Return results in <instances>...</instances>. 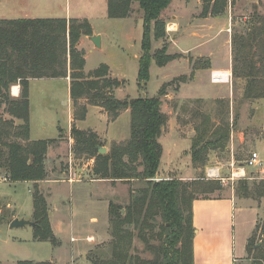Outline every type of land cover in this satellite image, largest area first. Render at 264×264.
Wrapping results in <instances>:
<instances>
[{"label": "rangeland", "instance_id": "374dc122", "mask_svg": "<svg viewBox=\"0 0 264 264\" xmlns=\"http://www.w3.org/2000/svg\"><path fill=\"white\" fill-rule=\"evenodd\" d=\"M106 1L0 0V20H86L103 34L104 45L97 49L88 42V37L93 35L89 24L91 35L82 36L78 41L81 49L78 51L84 62L83 55L87 58L85 73L93 72V69L101 65L107 66V77L123 80L124 83L119 89L112 90V95L118 100L152 98L163 88L165 95L160 97L161 111L167 116V123L160 136L162 138L159 139L164 155L155 181L169 177L186 183L198 178L207 179L206 169L213 167L221 168V176L227 178L230 177L231 161L235 167L242 166L252 153H257L262 167L246 168L242 179L226 181L224 185L221 184L222 191L215 192L213 196L232 197L236 209L238 206L257 209L256 224L245 244V252L243 256L236 257L232 264H264V94L260 98H245L248 80L242 73L244 57L252 59V73L259 77L255 78L254 86H264V0H226V7L220 15L206 17L201 16L203 0H172L168 10L160 15V19L166 24V36L162 40L152 42V52L165 46L167 53H170L168 48L172 41L180 44V49L194 48L198 44L199 47L193 52L174 55L176 58L166 64L163 70L152 62L149 81L142 89L137 82L142 12L137 3H133L127 18L110 19L106 14ZM173 22L180 27L172 26ZM173 47L172 51L177 50ZM89 50L91 53H88ZM246 51L247 55H244ZM207 61L220 64L223 66L222 70H228L229 77L225 84L213 88L208 82L194 78L199 70L197 67L204 66ZM84 77L89 79L90 74ZM164 77L167 78L165 82L161 80ZM181 78H185L184 82ZM200 80V85H194ZM31 87V137L38 140L55 136L60 127L66 128L65 102L68 94L65 84L62 81L46 80L32 82ZM179 88L225 89L226 96L219 98L222 97V92L219 91L217 95L207 94L203 95V99H196L182 92L180 97L185 99L175 100L173 97L177 96ZM80 102L84 103V100ZM101 113L105 112L102 110ZM119 115L115 121L108 119L107 122L112 124L107 125L95 120L99 115L92 114L86 124L81 125L82 131L92 132L90 127H94L103 132L108 127L103 138H98L107 153L112 145L123 143L129 138L130 113L126 110ZM174 115L176 119L171 121L170 118ZM202 115L209 116L214 125H226L229 129V139L222 151H212L208 154L204 167L197 168L192 165L190 168L186 166L187 158L181 155V150L188 149L191 145L192 136L195 135L194 126ZM0 118H9L4 105H0ZM42 127H46V133L41 130ZM173 127H177L180 133L179 156L176 152L178 147L169 136ZM58 158L57 165H54L55 170L48 168L47 179L78 183L62 185L59 187L60 192L57 186L52 187V190L40 189L47 203L50 227V221L53 219L64 223L63 231L54 235L59 242L57 247L63 248L59 259L61 261L55 264H103L110 255L109 203L125 207L129 202L130 192L139 188L141 182H110L97 179L92 172L94 160L75 158L73 144L72 148L60 153ZM89 160H92L93 164H89ZM50 166L52 164L48 165ZM240 182L246 183L248 198L235 196V188ZM32 191L31 184L20 182L14 186L11 182L0 180V264L44 261L55 248L49 242L33 238L35 227L9 228L13 215L35 222ZM51 191L55 197L59 192L61 201L55 200ZM201 209L200 214L197 213V225L204 231L213 232L199 233V240L196 238L193 245V261L195 264L201 263L205 253L211 261L217 259V256H224V262L230 263L231 253L237 254L232 248L238 249L248 237L246 231L250 216L247 217L246 214L241 223L238 211L221 213L210 206H202ZM143 248L141 240L135 237L128 254L149 259L151 255L144 252Z\"/></svg>", "mask_w": 264, "mask_h": 264}, {"label": "trees", "instance_id": "16d2710c", "mask_svg": "<svg viewBox=\"0 0 264 264\" xmlns=\"http://www.w3.org/2000/svg\"><path fill=\"white\" fill-rule=\"evenodd\" d=\"M171 1H106V14L110 19L127 18L133 3H137L142 12L137 71L141 89L149 81L152 62L160 68L176 58L167 53L165 46L152 52V42L166 36V24L160 15ZM203 1L202 17L218 16L226 7V0ZM90 35L91 28L86 20H0V105H4L9 116L8 119L0 118V174L7 182L34 183L32 199L36 226L33 238L57 247L59 242L48 221L47 203L37 186V182L47 178L45 160L52 141L29 140L28 86L31 79L65 78L70 69L73 120H85L87 105L101 108L110 121H115L122 111L130 113L129 138L112 145L104 155L98 154L101 144L95 133L75 126L70 132L75 158L93 159L92 172L97 179L141 182L139 188L130 192L125 207L109 203L110 255L103 264H194L192 203L195 200L221 199V196L213 194L221 192L222 185L219 181L204 178L190 183L174 177L154 180L159 175L162 155L159 138L167 123V116L161 111L160 97L165 95L163 88L152 98L118 100L112 95V90L124 83L108 78L105 65L98 67L86 79L82 73L85 62L77 44L82 36ZM252 62V59L244 57L242 73L248 80L244 92L247 99L260 98L264 94V86H254L255 78L259 77L252 73ZM209 64L207 61L204 66ZM181 79L184 82L185 78ZM12 85H19L17 98L10 95ZM15 120L22 123L16 125ZM194 132L190 147L191 164L197 168L204 167L210 152L225 148L229 129L226 125H214L209 116L202 115L194 126ZM234 194L248 198L246 183H238ZM135 237L143 243L144 252L151 255L149 259L128 254ZM18 264L51 263L19 261Z\"/></svg>", "mask_w": 264, "mask_h": 264}, {"label": "crops", "instance_id": "0c3cea01", "mask_svg": "<svg viewBox=\"0 0 264 264\" xmlns=\"http://www.w3.org/2000/svg\"><path fill=\"white\" fill-rule=\"evenodd\" d=\"M168 10V8H166L164 11ZM172 18H175V17H172ZM79 20V19H78ZM90 24V23H89ZM91 25V24H90ZM172 26H179V24H176L175 22H173ZM180 27V26H179ZM91 28H92V32H93V35H98L100 36V44H101V47L99 49H101L104 45V41H103V34L100 33L99 31L95 30L94 27L91 25ZM178 28V27H177ZM169 35V33L167 34ZM87 40V39H86ZM82 41V39H81ZM88 42L90 44L91 41L88 40ZM93 46V45H92ZM170 48V55H176V54H186L188 52H193V51H196L199 47V44L196 45L194 48H184V49H180V44L177 45V42L175 41H172V45H169ZM175 46L177 48V50H171V49H174ZM94 47V46H93ZM95 48V47H94ZM77 50H81L80 49V42L78 44V47H77ZM172 51V52H171ZM175 51V52H174ZM88 53H91V51L89 50ZM83 58L85 59V65H84V68H83V73L85 76L89 75L90 73L92 72H88V73H85V68H86V55H83ZM170 63V62H169ZM210 63V61H209ZM166 66V65H165ZM164 67H158L160 70H163ZM100 67V66H99ZM107 67V66H106ZM222 67L223 66H220V64H213L212 62L209 64V66H204V68H200L199 70L196 71L195 73V76L194 78L195 79H201L202 81L204 80V83L205 82H208L213 88H215L217 85H220V84H213L211 83L210 81V74L211 72L213 71H221V72H225L226 74H229L228 73V70H222ZM151 68V66H150ZM108 69V67H107ZM96 69H93L92 71H94ZM70 69L68 70L67 72V77L65 78H53V79H47V78H43V79H31L29 80V86H28V103H29V107H28V111H29V116H30V94H31V84L32 82H35V81H46V80H51V81H62L64 82L65 84V89L67 90V94H68V98L65 102V108H66V121H65V127L66 128H63V127H60L59 128V131H58V134H56L55 136H51L49 138H44V139H38V140H34L32 139L31 137V123H30V118H29V131H30V134H29V140L31 141H39V140H46V141H52L51 144H49L48 146V149H47V153H46V160H45V166H46V172H48V168L49 170H55V166L54 165H57L58 161H59V155L60 153H63V151H65L66 149H70L72 148V144H73V140L70 136V132H71V128L73 126H75L77 129H80V130H83L81 128V125L83 124H86V122L89 120L90 116L92 114H96V115H99L98 117H96V121L99 120V122H105L107 125H111L112 122L108 123V116L106 113H101L102 112V109L99 108V107H95V106H89L87 105V114H86V118L85 120L83 121H75L73 120V106H72V100H71V97H70V93H69V90H70V86H71V79H70ZM150 72V70H149ZM109 76L111 77V75L109 74ZM117 80V79H116ZM163 82H165L167 80L166 77L162 78L161 79ZM201 80L199 82H197L196 84L194 83V85H200L202 82ZM118 81H123V80H118ZM225 84V83H224ZM19 85H12L10 87V95L11 97L13 98H17L19 96ZM119 89V88H117ZM219 91L222 92V97L218 96L219 98H225L226 95H224V91L225 89H182V88H179L178 91H177V96L173 97L175 100H183L185 98H182L180 97V95L182 94H187L189 95V97H192V98H196V99H203V95H207L209 94L210 96H214V95H217L219 93ZM187 98V97H186ZM191 99V98H189ZM120 116V115H119ZM118 116V117H119ZM176 116L174 115V117H171L170 120H175ZM101 118V119H100ZM22 122L20 120H15V124L16 125H20ZM107 129L108 127H106L105 131L103 132H100L99 130H97V128H94V127H90V130L95 133L97 135L98 138H103V135L104 133L107 132ZM44 133H46V127H42L41 129ZM180 133H179V130L177 127H173V132L171 134H169L170 138H173L174 142H175V145L178 147V149L176 150L177 152V156L180 155V143L179 140H180V137H179ZM162 137H160L159 139L161 140ZM193 138V136H192ZM190 147L191 145L189 146V148H183L181 151L183 154V156H185L187 158L186 160V166H189L191 168L192 164H191V160H190ZM175 152V153H176ZM164 155V150H163V146H162V155H161V158L163 157ZM173 155V154H172ZM180 159V158H179ZM90 163L89 164H93V161L92 160H89ZM52 162V163H51ZM161 163V161H160ZM52 164V166L48 167V165ZM175 168V167H174ZM193 168V167H192ZM163 175V174H162ZM47 178H48V174H47ZM46 178V180L44 181H40V182H37V186L40 189H43V190H46V189H49L52 190L51 188L52 187H55L57 186L59 189V192L61 190V188H59L60 186L62 185H65V184H74V183H78L77 181H74V182H69V181H54V180H48ZM94 181V180H93ZM3 182H6V183H10V182H7V181H3ZM91 182V181H90ZM17 183H20V182H11V184H17ZM21 183H27V184H31V185H34V183L32 182H21ZM52 192V195H53V191ZM58 193H56L55 195L57 197H55V200H60L62 199V196H59L58 197ZM209 204V205H208ZM8 208L10 207L9 205H7ZM204 206V207H207V206H210L211 208H214L215 210L221 212V213H228V211H231L230 213H233V211H238L240 213L239 217H240V220H241V223L243 222V219H244V216L246 215L247 217L250 216V224H249V227H248V230L246 231L248 237L246 238L245 242L243 245H239L238 246V249L237 248H232V250H235L237 252V254L235 253H231V262L229 263H225L224 262V259L225 257L224 256H217L218 258H214L212 261L209 259V257L207 256V254H203V260L201 261V263H197V264H232V261L235 262V258L236 257H241L243 256L244 252H245V248H246V242H247V239L249 238L251 232L253 231L254 227H255V224H256V218H257V209L256 208H246L244 206H238V208L236 209L237 206H235V203H234V199L232 197H223L221 199H209V200H195L193 203H192V222H193V227L195 229V236H194V240H193V245H194V241L196 242V238L199 236V233L200 232H213V231H204L202 229V227L198 226L197 225V219L199 217H197V213L200 214V211L202 210L201 207ZM202 213V212H201ZM54 214H52L51 217H53ZM15 218H18V216L16 215H13L11 217V220L10 222L15 219ZM54 220V222H53ZM50 221L51 223V229H52V232L53 234L55 235L57 232L58 233H61L63 231V228H64V223L62 222H58V220L56 219H53ZM251 226V228H250ZM253 227V228H252ZM56 236V235H55ZM59 239H61L60 237H58ZM198 239V238H197ZM199 240V239H198ZM62 243V242H61ZM62 246H59V247H55L53 248V251L51 252L49 258L47 260H44V261H31V262H49L51 264H55V263H58L60 259V255H61V250H62ZM194 256V255H193ZM234 258V259H233ZM194 259V257H193ZM195 264V262H194Z\"/></svg>", "mask_w": 264, "mask_h": 264}, {"label": "built area", "instance_id": "2783aa9c", "mask_svg": "<svg viewBox=\"0 0 264 264\" xmlns=\"http://www.w3.org/2000/svg\"><path fill=\"white\" fill-rule=\"evenodd\" d=\"M220 73V71H213L210 74V81L213 84H224L228 81V77L226 80L224 79ZM225 80V81H224ZM234 162L231 161L229 163L230 167V177L224 178L221 176V168L219 167H213V168H207L206 169V180H216L221 182V184H225L226 181H231L234 182L235 180H240L244 177L245 175V170L246 168H260L262 167L261 160L259 159V156L257 153H252L250 157L242 163V166L239 165L238 167L234 166ZM0 180L1 181H7L5 176L0 174Z\"/></svg>", "mask_w": 264, "mask_h": 264}, {"label": "water", "instance_id": "95a60500", "mask_svg": "<svg viewBox=\"0 0 264 264\" xmlns=\"http://www.w3.org/2000/svg\"><path fill=\"white\" fill-rule=\"evenodd\" d=\"M88 39L91 41L92 45L95 48L99 49L101 47L100 36L92 35V36L88 37ZM97 150H98V154H100V155H104L106 153V149L103 147H98ZM121 213L124 214V211L122 210ZM26 226L35 227L36 223L29 221V220H25V219L15 218L9 224L10 229H21V228H24Z\"/></svg>", "mask_w": 264, "mask_h": 264}, {"label": "bare ground", "instance_id": "6f19581e", "mask_svg": "<svg viewBox=\"0 0 264 264\" xmlns=\"http://www.w3.org/2000/svg\"><path fill=\"white\" fill-rule=\"evenodd\" d=\"M220 73H221V75H222L223 77H225V78H224L225 80H226L227 77H229V75L226 74L225 72H221V71H220ZM225 80H224V81H225Z\"/></svg>", "mask_w": 264, "mask_h": 264}]
</instances>
